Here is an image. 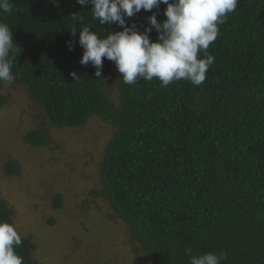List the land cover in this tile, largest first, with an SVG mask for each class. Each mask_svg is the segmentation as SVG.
Segmentation results:
<instances>
[{
    "label": "trees",
    "instance_id": "16d2710c",
    "mask_svg": "<svg viewBox=\"0 0 264 264\" xmlns=\"http://www.w3.org/2000/svg\"><path fill=\"white\" fill-rule=\"evenodd\" d=\"M11 7L0 22L13 32L12 71L31 101L57 128L81 129L99 117L118 130L100 182L114 219L142 253L135 264H189L188 247L197 255L223 251L222 264H264V0H239L219 26L207 50L215 62L201 85L161 87L155 78L128 85L120 74V107L107 92L112 61L104 59L100 78L79 63L84 49L71 35V15L80 13L101 38L122 28L94 21L92 5L76 0H12ZM166 7L142 9L127 23L143 32L153 14L166 20ZM158 36L153 28L150 40ZM25 142L40 148L50 138L37 130ZM6 172L18 175L12 162ZM62 206L59 195L54 208ZM13 216L0 200V221L13 223ZM22 240L15 251L24 264H36L34 242Z\"/></svg>",
    "mask_w": 264,
    "mask_h": 264
},
{
    "label": "rangeland",
    "instance_id": "374dc122",
    "mask_svg": "<svg viewBox=\"0 0 264 264\" xmlns=\"http://www.w3.org/2000/svg\"><path fill=\"white\" fill-rule=\"evenodd\" d=\"M120 74L112 62L109 98L120 107ZM42 130L49 144L25 137ZM117 128L99 117L81 129L57 128L15 80L0 90V200L14 213L21 237L34 242L36 264H135L142 258L129 229L103 197L100 166ZM16 166L9 176L6 166ZM63 196L62 209L54 208ZM151 264V263H144Z\"/></svg>",
    "mask_w": 264,
    "mask_h": 264
},
{
    "label": "clouds",
    "instance_id": "9594fccd",
    "mask_svg": "<svg viewBox=\"0 0 264 264\" xmlns=\"http://www.w3.org/2000/svg\"><path fill=\"white\" fill-rule=\"evenodd\" d=\"M57 3L58 0H53ZM81 6L92 5L91 15L101 25L116 24L122 31L109 33L101 38L93 31L91 24H84L80 13H73L71 35H79V45L84 49L82 66L89 64L100 78L104 59L112 61L123 76V83L137 84L141 79L161 82L167 87L175 81L186 80L195 86L206 80V74L215 57L207 50L220 34V25L227 22L229 14L234 13L239 0H76ZM167 5L166 20L158 22L156 14L148 18L149 27L143 32L136 24L128 25L126 18L134 17L142 9L151 11ZM12 0H0V12L11 14ZM80 22L79 29L75 26ZM153 28L159 33L158 40L152 42L150 33ZM13 32L6 23L0 22V82L12 83L16 80L13 73L15 59ZM74 41L68 42L72 51ZM78 81L80 76L72 72ZM103 80V79H102ZM23 244L22 237L14 223L0 221V264H24L23 257L15 248ZM189 264H222L227 259L223 251L218 254L207 252L193 254V249H185Z\"/></svg>",
    "mask_w": 264,
    "mask_h": 264
}]
</instances>
